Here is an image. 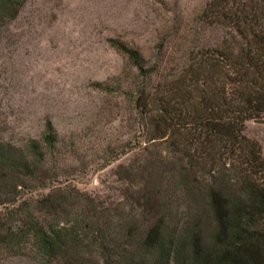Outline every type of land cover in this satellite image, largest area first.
<instances>
[{"label":"trees","instance_id":"16d2710c","mask_svg":"<svg viewBox=\"0 0 264 264\" xmlns=\"http://www.w3.org/2000/svg\"><path fill=\"white\" fill-rule=\"evenodd\" d=\"M26 1L0 0V31ZM110 43L130 65L116 85L137 140L106 148L103 166L133 154L118 166L124 197L106 203L69 179L51 123L40 140L0 141V256L264 264V155L245 134L264 122V0H208L146 55Z\"/></svg>","mask_w":264,"mask_h":264},{"label":"rangeland","instance_id":"374dc122","mask_svg":"<svg viewBox=\"0 0 264 264\" xmlns=\"http://www.w3.org/2000/svg\"><path fill=\"white\" fill-rule=\"evenodd\" d=\"M207 1L27 0L0 31V141L40 140L51 123L66 143L62 166L69 179L82 192L118 204L126 192L118 166L133 154L103 166L110 159L106 148L137 140L116 85L130 65L110 39L149 54L159 42L176 39ZM245 134L264 155V122L248 121ZM0 264L35 263L2 255Z\"/></svg>","mask_w":264,"mask_h":264}]
</instances>
